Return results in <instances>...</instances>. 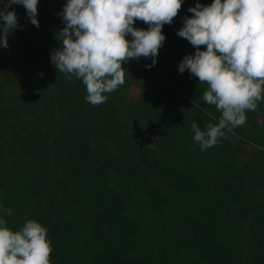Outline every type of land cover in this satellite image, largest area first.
<instances>
[{
    "label": "trees",
    "instance_id": "obj_1",
    "mask_svg": "<svg viewBox=\"0 0 264 264\" xmlns=\"http://www.w3.org/2000/svg\"><path fill=\"white\" fill-rule=\"evenodd\" d=\"M66 2L38 0L39 27L11 6L19 27L0 47V209L13 211L0 217L13 231L41 223L50 264H264V92L215 146L193 140V121L206 130L221 116L202 100L207 85L178 71L195 48L177 30L197 0L162 28L156 64L128 60L125 83L96 106L82 79L66 83L51 63L65 26L53 8Z\"/></svg>",
    "mask_w": 264,
    "mask_h": 264
},
{
    "label": "clouds",
    "instance_id": "obj_2",
    "mask_svg": "<svg viewBox=\"0 0 264 264\" xmlns=\"http://www.w3.org/2000/svg\"><path fill=\"white\" fill-rule=\"evenodd\" d=\"M183 0H67L59 15L64 27L56 34L60 47L51 53V63L64 73L66 83L73 77L86 86V102H106L125 83L130 59L150 58L157 62L166 37L165 24H172ZM23 5L30 22L39 27L38 0H3L0 7V47H9L8 37L19 27L12 5ZM11 9V10H10ZM177 35L186 39L195 52L179 62L178 71H188L206 84L202 100L221 113L218 122L202 130L193 121V140L201 150L215 146L255 111L264 92V0H214L203 5L197 0L188 9ZM143 21L150 27H134ZM131 34L132 39H127ZM206 45V50L201 48ZM195 101H193V104ZM198 106V105H197ZM7 215L12 209H0ZM47 229L28 219L18 231L10 230L0 217V264H50L52 247Z\"/></svg>",
    "mask_w": 264,
    "mask_h": 264
},
{
    "label": "rangeland",
    "instance_id": "obj_3",
    "mask_svg": "<svg viewBox=\"0 0 264 264\" xmlns=\"http://www.w3.org/2000/svg\"><path fill=\"white\" fill-rule=\"evenodd\" d=\"M53 12H54V16L58 17L59 13H58V8L56 6H54V8H53Z\"/></svg>",
    "mask_w": 264,
    "mask_h": 264
}]
</instances>
